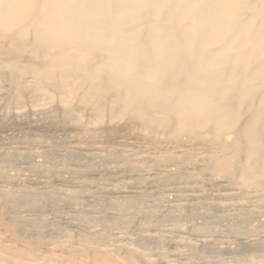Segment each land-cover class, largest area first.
Masks as SVG:
<instances>
[{
    "label": "bare ground",
    "instance_id": "6f19581e",
    "mask_svg": "<svg viewBox=\"0 0 264 264\" xmlns=\"http://www.w3.org/2000/svg\"><path fill=\"white\" fill-rule=\"evenodd\" d=\"M150 238L264 252V0H0V264Z\"/></svg>",
    "mask_w": 264,
    "mask_h": 264
},
{
    "label": "rangeland",
    "instance_id": "374dc122",
    "mask_svg": "<svg viewBox=\"0 0 264 264\" xmlns=\"http://www.w3.org/2000/svg\"><path fill=\"white\" fill-rule=\"evenodd\" d=\"M154 239H155V241H154ZM147 240L148 239H141V242H139V240L137 242V244L141 243L145 247H148L149 252H147V253L145 252L146 254L144 253V255H143L141 253H138L139 254L138 255L137 253H134V255L132 254L131 255L132 257H131L128 254H126L125 251H119V255L122 254L121 256L125 257V258L131 257L134 264H144V263L145 264H147V263L148 264H252V262H253V264L258 263V262H259V264L260 263L264 264V252L263 253L260 252L261 248H256L255 249L257 251L256 252L254 250L255 247H252V246H251L252 249H251V247L246 248L244 246L243 247H235L234 249L231 248V250H230V248L228 250H227V248H225L227 251L224 248H222V250L221 249L219 250L216 247L212 248V246L211 247L208 246V247H206V249L204 248V249H200L199 251L198 250L195 251L194 249H192L193 247L187 245L188 247L184 246V247L180 248L181 250L175 249L174 251H176V252H174V251L172 252L173 249L168 248L165 245L166 242H164V240H161V239L158 240L156 238H153V239L150 238L148 241ZM151 240H153L154 242ZM156 243H157V245H156ZM141 244H139V245H141ZM155 247H156V249H155ZM189 247L192 250H190ZM122 252L125 254L123 255ZM195 252H196V254H195ZM127 253H129V252H127ZM259 253H260V255L258 256ZM143 259H145L147 262L145 260L143 261ZM255 259H256V261L258 260V262H256ZM250 260H252V261H250Z\"/></svg>",
    "mask_w": 264,
    "mask_h": 264
}]
</instances>
